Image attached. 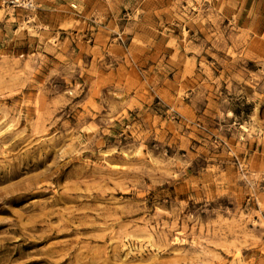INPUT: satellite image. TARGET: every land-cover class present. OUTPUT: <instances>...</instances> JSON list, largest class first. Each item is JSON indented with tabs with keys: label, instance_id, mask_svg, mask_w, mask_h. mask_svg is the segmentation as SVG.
Listing matches in <instances>:
<instances>
[{
	"label": "rangeland",
	"instance_id": "1",
	"mask_svg": "<svg viewBox=\"0 0 264 264\" xmlns=\"http://www.w3.org/2000/svg\"><path fill=\"white\" fill-rule=\"evenodd\" d=\"M1 247L264 264V0H0Z\"/></svg>",
	"mask_w": 264,
	"mask_h": 264
},
{
	"label": "bare ground",
	"instance_id": "2",
	"mask_svg": "<svg viewBox=\"0 0 264 264\" xmlns=\"http://www.w3.org/2000/svg\"><path fill=\"white\" fill-rule=\"evenodd\" d=\"M16 174V170L15 169H11L8 173H7V175L6 176H8V177H12V176H14ZM25 244H30V242H27V243H25ZM3 245V244H2ZM22 246H24V244L23 243H21V244H19V245H17V246H14L12 249H17V250H19V248L20 247H22ZM2 249V247L0 248V250ZM17 252V251H16ZM55 252V251H54ZM19 254L21 255V252H19ZM42 260H45L46 262H48V260L49 259H46V258H42ZM54 263V262H53ZM0 264H3V263H0Z\"/></svg>",
	"mask_w": 264,
	"mask_h": 264
},
{
	"label": "built area",
	"instance_id": "3",
	"mask_svg": "<svg viewBox=\"0 0 264 264\" xmlns=\"http://www.w3.org/2000/svg\"><path fill=\"white\" fill-rule=\"evenodd\" d=\"M12 4H30L32 3V0H8Z\"/></svg>",
	"mask_w": 264,
	"mask_h": 264
}]
</instances>
